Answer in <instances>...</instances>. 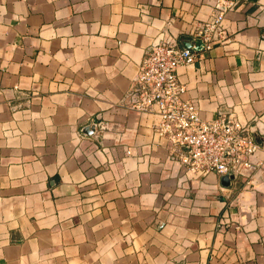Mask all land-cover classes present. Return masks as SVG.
I'll use <instances>...</instances> for the list:
<instances>
[{"label": "crops", "instance_id": "crops-1", "mask_svg": "<svg viewBox=\"0 0 264 264\" xmlns=\"http://www.w3.org/2000/svg\"><path fill=\"white\" fill-rule=\"evenodd\" d=\"M215 1L0 0V264H264V176L192 171L122 99L149 42L191 44ZM222 25L177 77L264 148V0Z\"/></svg>", "mask_w": 264, "mask_h": 264}, {"label": "built area", "instance_id": "built-area-1", "mask_svg": "<svg viewBox=\"0 0 264 264\" xmlns=\"http://www.w3.org/2000/svg\"><path fill=\"white\" fill-rule=\"evenodd\" d=\"M232 4L233 0H216L209 19L191 32V45L200 39L201 47L207 49L215 41H226L222 20ZM163 30V36L145 47L123 94L125 106L154 113L153 132L165 137L172 150L177 148L178 159L192 171L221 176L234 168L235 177L245 183L256 174L264 176V155H258L263 146L232 112L209 119L199 116L195 102L185 95V86L177 77V68L191 63L196 52L180 46L166 27Z\"/></svg>", "mask_w": 264, "mask_h": 264}, {"label": "water", "instance_id": "water-1", "mask_svg": "<svg viewBox=\"0 0 264 264\" xmlns=\"http://www.w3.org/2000/svg\"><path fill=\"white\" fill-rule=\"evenodd\" d=\"M183 46L184 47H191L192 49H198L199 47L202 46V41L200 39H196L194 47H192V45L190 44L189 41H185ZM94 124H95L94 120H91V121L87 122L86 124H84L83 125V127H84L83 132L86 133L87 135H92L93 129H94ZM253 136H254L255 140L261 144L260 136L257 135L256 133H254ZM234 177H235L234 168H230L228 171H226L225 173H223L220 176V182L223 186H228L230 184L231 179H233Z\"/></svg>", "mask_w": 264, "mask_h": 264}]
</instances>
